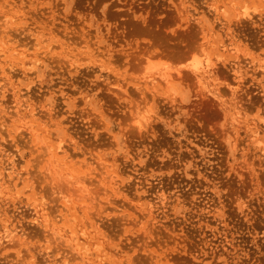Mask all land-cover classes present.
Returning <instances> with one entry per match:
<instances>
[{"label":"rangeland","instance_id":"obj_1","mask_svg":"<svg viewBox=\"0 0 264 264\" xmlns=\"http://www.w3.org/2000/svg\"><path fill=\"white\" fill-rule=\"evenodd\" d=\"M3 38L0 264H264V0H0Z\"/></svg>","mask_w":264,"mask_h":264},{"label":"bare ground","instance_id":"obj_2","mask_svg":"<svg viewBox=\"0 0 264 264\" xmlns=\"http://www.w3.org/2000/svg\"><path fill=\"white\" fill-rule=\"evenodd\" d=\"M243 6H244V5H243ZM36 38H37V37H36ZM1 40H4V38H3V39H0V42H1ZM3 42H4V41H3ZM1 43H2V42H1ZM223 44H224V43H223ZM223 44H222V45H223ZM2 45H4V44L2 43ZM220 46H221V45H219V47H220ZM231 46H232V45H231ZM221 48H222L224 51H226V49H225V45L222 46ZM232 48H233V47H232ZM218 49H219V48H218ZM222 49H221V50H222ZM229 50H230V49H229ZM229 50H228V51H229ZM2 51H3V50H2ZM4 51H5V50H4ZM224 51H223V52H224ZM232 51H233V49H232ZM0 52H1V51H0ZM229 52H230V51H229ZM234 53H236V52H235V49H234ZM234 53L232 52V54H234ZM0 54H1V53H0ZM3 55H4V54H3ZM191 55H192V54H191ZM194 57H195V56H194ZM0 58H1V57H0ZM190 58H191V57H190ZM5 59H6V58H5ZM191 59H192V58H191ZM8 60H9V59H8ZM192 61H193V60H192ZM195 61H196V60H195ZM211 61H212V60H210V61H208V62L210 63ZM11 62H12V61H11ZM147 62H148V60H147ZM212 62H213V61H212ZM12 63H13V62H12ZM148 63H150V64H149L150 66H149V67H146V71L150 70L151 73H152L153 70H154L153 72H157V71H158L159 68H158L157 70H155L156 68L154 67V64L152 65V62H148ZM13 64H14V63H13ZM24 64H26V63H24ZM27 64H28V63H27ZM27 64H26V65H27ZM31 64H32V63H31ZM157 64H158V63H157ZM159 64H160V63H159ZM214 64H215V63H214ZM151 65H152V66H151ZM192 65H193V67H194L193 69H195V71H196L195 73H198V72L201 73V71H203V70H202L203 68H201V67L199 66V65H201V64H199L197 61H196V62H193ZM210 65H212V64H207V67H208V68L211 67ZM213 66H214V65H213ZM33 67H34V66H33ZM154 68H155V69H154ZM171 68H172V67H171ZM211 68H212V67H211ZM11 69H12V68H11ZM152 69H153V70H152ZM206 69H207V68L204 67V70H206ZM161 70H162V69H161ZM174 70H175V69H174ZM193 71H194V70H193ZM207 71H209V70H207ZM148 72H149V71H148ZM162 72H163V73H162ZM162 72H161V73L159 72V74H158L159 77L157 76V77H158L157 79H159V78L162 77L161 79L164 78V79L167 80V79H171V78H173V79H171V80H174V78H175L174 76L171 77V74L169 75L167 72H166V73H164V71H162ZM205 72H206V71H205ZM149 73H150V72H149ZM146 74H147V73H146ZM160 74H161V77H160ZM144 75H145V74H144ZM148 75H149V74H148ZM149 76H151V75H149ZM169 76H170L171 78H170ZM196 76H198V75H196ZM204 76H205V75H204ZM204 76H203V77H204ZM153 77L155 78V76H153ZM154 78H151V79H148V80H149V81L152 80V81H150V82H153V81H154ZM199 78H200V75H199ZM201 78H202V76H201ZM157 79H156V80H157ZM161 79H160V80H161ZM176 79H177V78H176ZM195 79H196V78H195ZM199 80H200V79H199ZM149 81H147V82H149ZM157 81H159V80H157ZM155 82H156V81H155ZM152 84H154V83H152ZM157 84H159V82H158ZM160 84H161V83H160ZM165 84H166V83H165ZM167 85H168V84H167ZM150 86H151V83H150ZM151 87H152V86H151ZM138 128H139V127H138ZM257 133H258V132L256 131V134H257ZM52 145H53V144H52ZM55 146H58V143H57V145H55ZM50 148H51V147H50ZM60 148H62V147H60ZM55 149H56V148H55ZM59 150H60V151H57V152L60 153V152H61V149H59ZM55 154H56V153H55ZM56 158H57V157H56ZM72 175H73V174H72ZM75 179L78 180V177H76ZM80 179H81V178H79V182H80ZM77 180H75V183L78 182ZM81 181H82V180H81ZM80 183H81V182H80ZM81 184H82V183H81ZM78 185H79V183H78ZM80 198H81V196H80ZM78 199H79V198H78ZM8 233H9V232H8ZM10 234H11V233H10ZM10 234H9V235H10ZM6 235H7V234H6ZM9 235H7L8 237H7V236H6V237L11 239L12 236L9 237ZM13 237H14V236H13ZM15 237H16V236H15Z\"/></svg>","mask_w":264,"mask_h":264}]
</instances>
